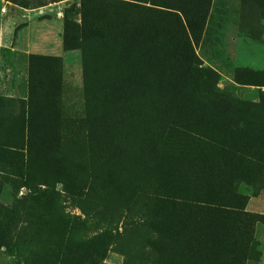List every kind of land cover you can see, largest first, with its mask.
Masks as SVG:
<instances>
[{
	"label": "rangeland",
	"instance_id": "rangeland-1",
	"mask_svg": "<svg viewBox=\"0 0 264 264\" xmlns=\"http://www.w3.org/2000/svg\"><path fill=\"white\" fill-rule=\"evenodd\" d=\"M81 2L0 0L61 56L0 89V264H264V0Z\"/></svg>",
	"mask_w": 264,
	"mask_h": 264
},
{
	"label": "crops",
	"instance_id": "crops-1",
	"mask_svg": "<svg viewBox=\"0 0 264 264\" xmlns=\"http://www.w3.org/2000/svg\"><path fill=\"white\" fill-rule=\"evenodd\" d=\"M5 10L2 8L3 15L7 13ZM24 13V9L18 8L0 21V89H13L14 96L18 98H24L28 94L27 79L31 57L39 56L44 59L58 54L48 50L40 51L33 45L37 37L55 45V35L35 33L30 15H27L25 22Z\"/></svg>",
	"mask_w": 264,
	"mask_h": 264
},
{
	"label": "trees",
	"instance_id": "trees-1",
	"mask_svg": "<svg viewBox=\"0 0 264 264\" xmlns=\"http://www.w3.org/2000/svg\"><path fill=\"white\" fill-rule=\"evenodd\" d=\"M86 0H82L80 7H81V13H80V20H81V27L86 29L88 32L93 33L95 30L99 28V25L102 24L97 20L95 16L88 15L85 10H84V3ZM87 1H93V0H87ZM168 11V13L172 14L178 21L179 27H180V35L183 36V45L185 49H188V51H191L192 49V42L191 40L194 41L195 35L201 31L204 28L205 21L203 18H201L199 13L196 14H191L186 12L185 14L183 13L182 10L174 9V8H168L165 7ZM181 15L182 18L179 16ZM182 24H184L186 30L190 33V40L187 35V31L183 29ZM80 41H83V38H80ZM190 63L189 66L192 65L193 62V53H190ZM34 59V57H31V61ZM31 63V62H30ZM31 66V64H30ZM29 112L32 111V109L28 108ZM28 112V113H29ZM58 161V159H57ZM67 162V161H66ZM73 164V162H71ZM77 167H79L77 164H73Z\"/></svg>",
	"mask_w": 264,
	"mask_h": 264
}]
</instances>
